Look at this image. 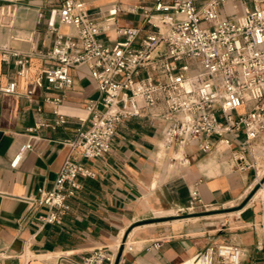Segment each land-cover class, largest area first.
Returning a JSON list of instances; mask_svg holds the SVG:
<instances>
[{"label": "crops", "instance_id": "crops-1", "mask_svg": "<svg viewBox=\"0 0 264 264\" xmlns=\"http://www.w3.org/2000/svg\"><path fill=\"white\" fill-rule=\"evenodd\" d=\"M60 1L0 0V5L11 2L17 7L13 25H0V46H6L0 50V130L11 137L0 152V264H78L93 247L113 249L123 239L117 264H178L211 240L240 245L243 264H264V181L254 192V170L236 169L230 152L218 146L209 152L195 144L177 152L162 149L160 118L137 116L120 122L106 154L80 158L95 175L79 177L80 188L68 198L59 220L42 223L37 218L47 208L31 207L30 199L41 188H51L69 151L65 140L86 127L85 103L100 96L85 65L70 69L73 81L63 90L35 82L53 63L43 56L55 38L50 25L62 34L76 31L59 21ZM192 1L201 6L207 0ZM84 2L88 13L97 16L113 3L126 8L133 3L151 6L154 0ZM254 5L264 8V0H222L217 12L239 15ZM117 21L142 27L138 14L121 11ZM145 31L143 26L141 34ZM98 37L109 45L117 40L113 30ZM21 54L28 55L25 76L17 74L15 59ZM10 81L15 82L14 91L6 92ZM46 96L62 98L58 109L64 123L54 122V105ZM193 187L201 203L192 212L212 214L172 218L183 213L179 210ZM229 207L234 208L221 225L210 222ZM215 234L221 237H211ZM154 241L160 245L153 246Z\"/></svg>", "mask_w": 264, "mask_h": 264}, {"label": "built area", "instance_id": "built-area-1", "mask_svg": "<svg viewBox=\"0 0 264 264\" xmlns=\"http://www.w3.org/2000/svg\"><path fill=\"white\" fill-rule=\"evenodd\" d=\"M222 0L196 6L192 0H154L126 8L117 3L97 16L88 13L84 0H61L59 21L75 34L57 32L43 56L52 64L36 76L37 85L63 90L72 84L71 68L85 65L100 93L85 103L87 125L73 139L51 188H41L30 199L31 207L45 206L42 223H53L68 208V198L80 188L79 177L95 175L80 158L106 154L117 126L130 117L150 116L163 121L160 147L181 150L195 144L202 152L216 146L229 151L233 166L252 168L257 183L264 175V8L254 5L239 15L220 16ZM17 7L0 5V25H13ZM138 14L142 27L120 24L121 12ZM4 17L8 20L5 22ZM113 30L112 45L99 34ZM6 50V46H0ZM17 74H27L28 55L15 59ZM10 81L3 90L13 92ZM53 103L54 122L64 123L60 96H46ZM43 124V123H41ZM172 160L181 156H172ZM261 185V183H260ZM201 203L198 190L189 191L181 212H192ZM121 242L110 249L95 246L78 264H114ZM159 241L153 246L158 247ZM243 248L233 242H208L183 264H243ZM255 264V263H252Z\"/></svg>", "mask_w": 264, "mask_h": 264}, {"label": "rangeland", "instance_id": "rangeland-1", "mask_svg": "<svg viewBox=\"0 0 264 264\" xmlns=\"http://www.w3.org/2000/svg\"><path fill=\"white\" fill-rule=\"evenodd\" d=\"M260 164H263L264 162L263 161H260L259 162ZM264 166V165H263ZM261 179V178H260ZM260 179H259V181H260ZM258 184V187L260 186V184H259V182L257 183ZM257 187V188H258ZM256 188V189H257ZM256 191V190H255ZM254 191V192H255ZM234 208V207H233ZM233 208L232 207H229V208H226V209H222V210H220L219 211V213H221V214H218V215H216L217 216V218H214V219H212V221H210L213 225H217V224H219V225H221V221H223L224 220V215H227V214H229L230 212L229 211H232L233 210ZM194 210H196V208L194 209ZM207 214H212L211 212H199V213H196V212H191V213H186V212H183V213H180V212H178V214H176L175 216H173L172 218H180V217H194V216H197V215H207ZM219 216V217H218ZM200 218H210V216L208 217V216H201ZM219 234H215V235H211V237H215V238H217V237H221V235L220 236H218ZM199 239L201 240V241H204V239H206L207 240V238L206 237H199ZM208 241H206L205 242V244L207 243ZM209 242H221V241H215V240H211V241H209Z\"/></svg>", "mask_w": 264, "mask_h": 264}, {"label": "water", "instance_id": "water-1", "mask_svg": "<svg viewBox=\"0 0 264 264\" xmlns=\"http://www.w3.org/2000/svg\"><path fill=\"white\" fill-rule=\"evenodd\" d=\"M10 139H11L10 136L3 134V132L0 130V152H3L5 150L8 143L10 142ZM263 181H264V175L260 179L259 184L262 183ZM257 187H258V184H256L254 186L253 191H255ZM123 243H124V239L122 240V242L118 246L114 264H117L119 261L120 255L122 253L123 245H124Z\"/></svg>", "mask_w": 264, "mask_h": 264}, {"label": "bare ground", "instance_id": "bare-ground-1", "mask_svg": "<svg viewBox=\"0 0 264 264\" xmlns=\"http://www.w3.org/2000/svg\"><path fill=\"white\" fill-rule=\"evenodd\" d=\"M264 167L259 170V175L263 172ZM184 264H189L188 261H186Z\"/></svg>", "mask_w": 264, "mask_h": 264}]
</instances>
